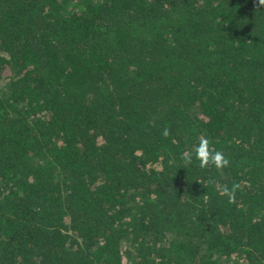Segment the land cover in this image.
<instances>
[{
	"label": "trees",
	"instance_id": "obj_1",
	"mask_svg": "<svg viewBox=\"0 0 264 264\" xmlns=\"http://www.w3.org/2000/svg\"><path fill=\"white\" fill-rule=\"evenodd\" d=\"M256 3L0 0V264H264Z\"/></svg>",
	"mask_w": 264,
	"mask_h": 264
},
{
	"label": "clouds",
	"instance_id": "obj_2",
	"mask_svg": "<svg viewBox=\"0 0 264 264\" xmlns=\"http://www.w3.org/2000/svg\"><path fill=\"white\" fill-rule=\"evenodd\" d=\"M260 6H264V0H258L256 7L259 8ZM162 135L164 137H168L170 135L168 127H165L162 130ZM183 158L189 163H191L193 158H195V160L198 161V167L201 169L207 168L211 165L218 170H222L230 165V160L222 151L214 149L211 146V141L207 137L199 138L194 150L188 152ZM209 183H214V181L210 180ZM239 188V183H233L231 188H228L227 186L222 188V192L225 196H227L229 203L235 202L236 192Z\"/></svg>",
	"mask_w": 264,
	"mask_h": 264
}]
</instances>
